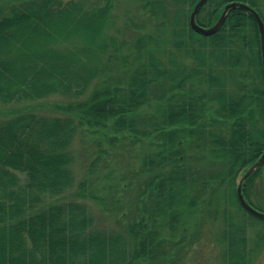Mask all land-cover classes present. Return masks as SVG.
I'll list each match as a JSON object with an SVG mask.
<instances>
[{"label":"trees","instance_id":"16d2710c","mask_svg":"<svg viewBox=\"0 0 264 264\" xmlns=\"http://www.w3.org/2000/svg\"><path fill=\"white\" fill-rule=\"evenodd\" d=\"M114 1L0 0V102L38 101L58 94L83 97L102 78L87 97L56 105L64 115L46 116L34 106L18 114L16 108L2 112L0 264H134L166 252L163 244L173 235L165 240L152 216L128 225L132 250L123 234L94 223L83 201L87 180L74 199L45 203L75 185L70 145L81 126L109 130L112 141L118 133L133 142L151 138L152 151L143 160L150 173L148 187L139 195L143 198L154 188L150 193L157 214L168 218L172 232L185 217L171 207L183 197L189 198V208L197 206L184 189L201 194L211 189V200L204 202L210 208L226 184L225 193H234L239 202V180L264 151V68L253 15L233 8L216 33L204 35L190 25L199 0L149 1L154 15L168 17V40L178 50L167 49L172 63L167 66L146 44L135 45L133 57L123 54L122 43L109 33ZM232 1L248 3L264 20L260 0H208L197 16L199 24L214 25ZM169 8L173 16L166 13ZM186 53L197 61L190 68L179 61ZM229 79L235 89L228 87ZM146 107L152 110L145 112ZM195 135L210 139L187 145ZM207 143L213 165H220L206 161L214 171L204 162L202 169L197 159ZM100 160L94 159L91 170ZM263 171L264 164L243 185L246 199L261 211L264 206L254 203L251 193L262 185L258 179ZM261 191L264 194V188ZM231 202L223 209L229 262L246 264V233L232 221L227 210ZM170 244L175 249L180 243Z\"/></svg>","mask_w":264,"mask_h":264},{"label":"rangeland","instance_id":"374dc122","mask_svg":"<svg viewBox=\"0 0 264 264\" xmlns=\"http://www.w3.org/2000/svg\"><path fill=\"white\" fill-rule=\"evenodd\" d=\"M149 1L158 0H115L112 12L114 25L109 28V33H114L119 42L122 43L123 54H129L133 57L137 54L135 45L140 47L146 44L157 52L156 55L165 65L172 66L166 53L167 49H174L170 43L171 41L168 40V37H171L170 30L166 26L167 24L164 25L168 21V17L161 12L154 15L150 10V6L147 5ZM160 1L171 4L170 0ZM259 3L264 13V0H260ZM166 13L173 16L174 10L169 8ZM174 50L178 51L177 49ZM176 54L180 55L178 52ZM179 61L185 62L187 68L197 63L195 57L189 55V53L182 54ZM116 72L117 70L111 72V75H115ZM101 79L95 82L83 97L58 94L38 101L0 102V118L6 117L2 112L16 108L15 113L18 114L21 112V108L25 106H28V111L33 110L34 106L36 112L46 116L64 115L65 113L59 111L56 105L67 104L87 97L95 85L100 83ZM227 85L229 88L235 89L234 80L229 79ZM211 104L208 103V105ZM151 110L152 107L145 108V112ZM208 111L210 112L207 109L206 113ZM116 135L118 138L112 141L113 133H110L109 130L89 129L86 126L79 127L70 145V150L74 155L75 185L63 195L47 198L45 203L74 199L77 196L80 183L87 180V197L81 198V200L83 199L89 204L95 219L94 223L96 222L99 227L123 234L125 240L129 242V250H132L133 247L128 225L135 220H139L141 216L147 215V217L152 216L156 219L158 228L163 232L162 237L165 240L169 235H173L171 242L163 244L166 252L160 257L158 256L159 258L147 256L134 264H231L229 253H227L230 243L225 236L228 235L229 225L228 222L224 221L225 211L223 210L226 201L231 199L232 202L227 210L230 211L232 221L239 223L246 233L245 248L249 258L246 264H264V221L252 216L238 202L234 193L227 195L225 193L226 184L220 186L219 194L214 196L216 206L210 208L204 202L211 200V189H207L202 194L198 191L192 192L188 188L184 189L183 192L193 194L197 200V206L189 208L187 204L189 198L183 197L171 207L170 211L173 210V207L178 208L185 217L179 224L177 222V227L172 232L173 229L171 230L167 224L168 218L157 214L159 212L154 202L155 198H152L150 193L154 188L150 187L149 192L143 198L139 195L140 190L148 187L147 181L150 173L146 170L143 160L152 151L148 147L151 138L145 137L142 141L133 142L131 138H124L121 133ZM209 139V137L202 136L199 138L195 135L191 143L187 141V145L195 146ZM98 156H101L100 164L91 170L93 167L92 162ZM211 156L212 153L207 143V146L200 150L197 155V159L202 163V169L208 167L211 169L210 171H214V165L220 166L216 162L213 165ZM206 161H209L213 166L206 163ZM203 162L206 163V167H204ZM209 174L214 173L209 172ZM259 181L262 182V185L259 184L252 191L251 200L264 206V194L261 191L264 188V171L261 179H258ZM184 196L188 195L185 194ZM148 203H150V206ZM154 207L156 211H154ZM261 209L264 211V207ZM168 213L167 209L165 214ZM243 240V236H240L239 242H243ZM172 242L180 244L174 249V246L171 247L170 244Z\"/></svg>","mask_w":264,"mask_h":264},{"label":"water","instance_id":"95a60500","mask_svg":"<svg viewBox=\"0 0 264 264\" xmlns=\"http://www.w3.org/2000/svg\"><path fill=\"white\" fill-rule=\"evenodd\" d=\"M207 1L208 0H199L195 4V6H194V8L190 14V25H191V27L195 31H197L201 34L212 35V34L216 33L222 27V25L224 24V22L227 18L228 13L231 9L241 8V9L247 10L248 12H250L253 15L254 19L257 22L258 28H259L261 47H262V57H263L262 61H263V68H264V20H263L261 14L259 13V11L257 9H255L254 7H252L251 5H249L248 3L241 2V1H232V2H229L228 4H226V6L222 12V15L220 16V18L217 20V22L214 25L203 26V25L199 24V22L197 20V16H198L199 12L201 11L202 7L207 3ZM263 164H264V151L260 155V157L249 166L247 171L240 178L238 188H237L238 198H239V202L241 203V205L249 213H251L255 217L260 218L261 220H264V211H261V210L255 208L253 205H251L249 203V201L246 199V197L244 195L243 185H244V182L247 180V178L249 176H251Z\"/></svg>","mask_w":264,"mask_h":264}]
</instances>
